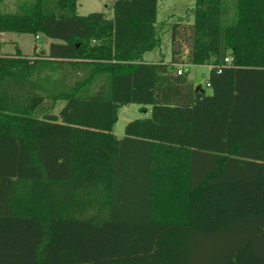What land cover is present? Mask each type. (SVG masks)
<instances>
[{
  "label": "trees",
  "instance_id": "obj_1",
  "mask_svg": "<svg viewBox=\"0 0 264 264\" xmlns=\"http://www.w3.org/2000/svg\"><path fill=\"white\" fill-rule=\"evenodd\" d=\"M156 3L0 14V33L53 41L0 54V264H264V0H194L168 63L144 59ZM182 62L209 67V94ZM130 104L150 116L117 139Z\"/></svg>",
  "mask_w": 264,
  "mask_h": 264
},
{
  "label": "rangeland",
  "instance_id": "obj_2",
  "mask_svg": "<svg viewBox=\"0 0 264 264\" xmlns=\"http://www.w3.org/2000/svg\"><path fill=\"white\" fill-rule=\"evenodd\" d=\"M19 1L29 0H0V14L14 13L16 11V4ZM113 3L114 0H77V13L84 16L89 13L100 12L111 17ZM193 7L194 0H157L154 28L158 31L159 47L144 55V59L147 62H170L172 51L176 44L171 41L170 28L178 22L185 25L192 24ZM50 42L53 41L41 36H37L35 39L29 34L0 33V52L13 54L17 48L22 55L31 56L47 50ZM179 50H182L183 55L186 53V49L178 44ZM186 72V79L189 82L200 87L206 94L210 93L205 85L209 73L207 66H189ZM49 106L50 102L45 101L44 107ZM62 106L63 102H57L54 110L51 112L56 115ZM150 111V106L143 108L136 104L120 107L117 111V121L112 127V134L117 139H122L126 124L137 119L148 118Z\"/></svg>",
  "mask_w": 264,
  "mask_h": 264
},
{
  "label": "built area",
  "instance_id": "obj_3",
  "mask_svg": "<svg viewBox=\"0 0 264 264\" xmlns=\"http://www.w3.org/2000/svg\"><path fill=\"white\" fill-rule=\"evenodd\" d=\"M224 63L229 64L230 58L229 57L225 58ZM173 67L175 68V74L181 75L187 71V68L189 67V65L185 62H182V63L174 64Z\"/></svg>",
  "mask_w": 264,
  "mask_h": 264
},
{
  "label": "water",
  "instance_id": "obj_4",
  "mask_svg": "<svg viewBox=\"0 0 264 264\" xmlns=\"http://www.w3.org/2000/svg\"><path fill=\"white\" fill-rule=\"evenodd\" d=\"M175 51L178 52V43L175 44ZM40 56H44L45 55V52H40L39 53Z\"/></svg>",
  "mask_w": 264,
  "mask_h": 264
},
{
  "label": "crops",
  "instance_id": "obj_5",
  "mask_svg": "<svg viewBox=\"0 0 264 264\" xmlns=\"http://www.w3.org/2000/svg\"><path fill=\"white\" fill-rule=\"evenodd\" d=\"M33 37H34V36H33ZM36 37H37V36H36ZM36 37H34V38L36 39ZM41 37H42V36H41ZM0 50H1V48H0ZM46 51H47V50H44L43 52L46 53ZM19 52H20V50H19ZM20 53H21V52H20ZM0 54H1V55H13L14 53H13V54H10V53H1V52H0ZM154 63H155V62H154ZM207 67H208V66H207ZM208 69H209V67H208Z\"/></svg>",
  "mask_w": 264,
  "mask_h": 264
}]
</instances>
